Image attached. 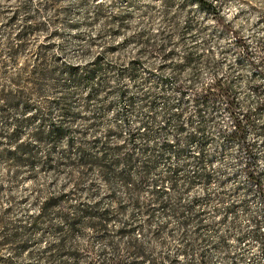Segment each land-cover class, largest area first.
<instances>
[{
	"label": "clouds",
	"instance_id": "9594fccd",
	"mask_svg": "<svg viewBox=\"0 0 264 264\" xmlns=\"http://www.w3.org/2000/svg\"><path fill=\"white\" fill-rule=\"evenodd\" d=\"M262 106L264 0H0V264H264Z\"/></svg>",
	"mask_w": 264,
	"mask_h": 264
},
{
	"label": "rangeland",
	"instance_id": "374dc122",
	"mask_svg": "<svg viewBox=\"0 0 264 264\" xmlns=\"http://www.w3.org/2000/svg\"><path fill=\"white\" fill-rule=\"evenodd\" d=\"M102 79V78H101ZM87 86H89V85H85V87H87ZM94 91H95V89H94ZM219 92H221V93H223L224 95H228L230 92H231V86L230 85H224V84H222L221 86H220V89H219ZM123 93L121 94V98L123 99ZM215 93H213L212 94V97H210V98H206V102H205V105H204V107H210L212 104H213V102H214V98H215ZM262 108H264V106H262ZM126 110V109H125ZM260 109H258V111H259ZM202 112H203V109H201V119H203V117H202ZM182 119V117L180 116V114H176V116H175V120L178 122V127L180 128V130L181 131H183L184 129H183V125L182 124H179V121ZM249 122H251V121H249ZM169 124H171V121H169ZM149 131H151V129H149ZM240 132H241V134H244L245 133V129L243 128V126H241V128H240ZM233 138H235V137H233ZM242 138V137H241ZM133 143L135 142V136H133ZM196 137H192V138H190V142H192V143H194V142H196ZM95 143H99V141H96ZM137 147H138V145H137ZM170 146L169 145H164V149L165 150H167L168 148H169ZM55 149V146L53 145V150ZM105 149H107V145L105 144ZM78 151H80L81 152V156H83V155H85L86 154V150L85 149H83V148H80V149H78ZM118 151V150H117ZM102 152H103V155L99 158L100 159V161H102V162H104V164L106 165L105 166V173L107 174L108 173V166H110V164L111 163H118L119 162V160L120 159H124V160H126L130 165L132 164V157H131V155H125V156H123V157H119V156H116L115 154H113V156H112V159L110 160L109 159V155H110V152H111V150H103L102 149ZM158 162V161H157ZM155 167H156V163H152V165L149 167V166H145V171L147 172V173H151L154 169H155ZM253 179L257 182V183H260V181L256 178V177H253ZM157 183H158V181H157ZM158 196H162L163 195V193H158L157 194ZM83 214V213H82ZM134 264H135V262H134Z\"/></svg>",
	"mask_w": 264,
	"mask_h": 264
},
{
	"label": "trees",
	"instance_id": "16d2710c",
	"mask_svg": "<svg viewBox=\"0 0 264 264\" xmlns=\"http://www.w3.org/2000/svg\"><path fill=\"white\" fill-rule=\"evenodd\" d=\"M83 156H84V155H83ZM83 156H82V157H83ZM51 202H55V201H51ZM45 207L47 208V205H45Z\"/></svg>",
	"mask_w": 264,
	"mask_h": 264
}]
</instances>
